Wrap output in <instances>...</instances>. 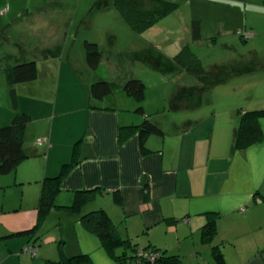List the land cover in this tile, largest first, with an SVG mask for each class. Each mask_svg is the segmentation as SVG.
Wrapping results in <instances>:
<instances>
[{
  "label": "crops",
  "instance_id": "0c3cea01",
  "mask_svg": "<svg viewBox=\"0 0 264 264\" xmlns=\"http://www.w3.org/2000/svg\"><path fill=\"white\" fill-rule=\"evenodd\" d=\"M239 1L249 12L253 11L257 21L252 24L253 30L263 34L264 0ZM63 2L0 0V53L12 42L17 44L6 55L9 62L4 67L5 81H0V127L10 124L16 113L5 70L30 60H35L39 68L36 80L14 86L20 111L31 116L24 139L29 157L14 171V176L16 182L33 189L28 197L24 193L21 204L13 209L6 210V204L9 207L12 204L3 199L2 213L10 215L1 218L4 225L0 226V264L28 261L30 254L24 247L33 244L31 236L13 234L34 226L38 206L36 201L33 206L24 202L38 200L42 180L59 175L64 164L75 159V151L77 164L61 183L58 205H71L78 190L100 189L82 213L106 209L121 235L131 238L142 249L149 245L166 249L169 254L179 255L182 264H217L212 247L218 245L227 264H264V140L242 149L235 148L234 142L241 115L264 108V56L253 52L255 64L247 67H242L247 60L242 54L232 60L238 65L235 68L216 65L212 73L217 82L186 81L153 107L147 96L141 103L123 90L135 74L107 75L102 67L104 56L98 69L92 70L89 65L85 68L86 50L82 43L78 59L81 65H76L74 56L69 54L72 50L67 53L66 30L60 34L50 29V20L45 17L32 19L37 9L47 14L56 4L63 6ZM28 28L42 38L34 49L30 40L23 37ZM245 31L247 35L250 33L248 29ZM11 33L17 40L8 36ZM48 34L51 40H45ZM156 59L155 70L169 72L162 59ZM222 74L227 79L221 81ZM102 79L111 81L114 91L99 100L105 102L99 107L92 104L94 98L89 87ZM140 79L148 87L145 76ZM71 88L81 93V103L65 96ZM253 89L257 92L249 93ZM207 92L211 96L204 99ZM35 97L39 116L36 120L33 108L28 107ZM70 104L75 108H70ZM140 105L144 113L137 110ZM167 110L170 113H161ZM167 115L165 122L162 118ZM145 119L164 131L147 138L146 146L151 151L146 154L136 127ZM261 126L264 131V117ZM32 128L39 133L36 140L32 138ZM38 138L48 140L40 145L36 142ZM116 192L121 194L122 204L116 201ZM65 212L59 209L51 213L43 225L45 229L42 227L40 231L41 239L35 242L38 255H31L34 261L28 262L58 260L61 248L57 249L55 242L65 241L62 251L66 256L82 253L89 255L95 264H115L100 239L84 228L81 214L73 216V229L66 228ZM213 215L217 218V233L211 243H205L202 228ZM71 241H75L73 245Z\"/></svg>",
  "mask_w": 264,
  "mask_h": 264
},
{
  "label": "rangeland",
  "instance_id": "374dc122",
  "mask_svg": "<svg viewBox=\"0 0 264 264\" xmlns=\"http://www.w3.org/2000/svg\"><path fill=\"white\" fill-rule=\"evenodd\" d=\"M62 1H64L63 6H58L56 4L47 14H43L40 9H37L32 19L39 20L45 17L50 20V29H55L59 31L60 34L63 30H66L67 53L72 50L69 54L74 56L73 61L76 65H81L78 60L79 57H81V43L84 44L85 40H89L90 42L98 43L101 53L105 57L102 62L104 64L102 67H105L107 75L110 76L115 74V76H118L120 72H123L135 74V78L145 76L147 82H149L146 89L147 101H149V105L153 107L161 103L163 97L169 96L179 85H184L186 81L197 83L198 79L192 74L183 72V68L178 71L180 63L175 60V56L185 45L190 47L191 51L200 58L203 66L206 67L205 71L209 73H207L209 75L207 84L217 82V76L214 77L212 73V68L216 67V65H222L224 68H235L238 65L232 62V60L235 61V59L242 54L247 57V64L244 62L242 67H247L255 64L253 52H257L259 55L264 56V33L258 35L257 30H253L252 24L257 23V21L254 20L253 11L250 10L249 12L244 8L243 1L176 0L180 5L169 15L159 20L153 28H150L142 34L132 30L130 25L115 7V0ZM194 20L200 21L201 38L198 40H195L193 35ZM261 24H263V22ZM262 28H264V26H262ZM247 29L250 30L248 35L245 31ZM252 32L254 35L250 37ZM66 34L64 33V36H66ZM11 35L12 38L17 40V36H13V33L8 36L10 37ZM49 35L50 34L45 35V40L52 39ZM243 35L248 39L247 42L241 39ZM23 37L30 40L29 44L32 49L42 43L40 42L42 39L41 36L31 32L29 28L27 32L24 33ZM46 42L48 41H44L43 43ZM12 45L17 44L12 42L11 45L6 46L5 49L3 48L5 54L3 52L0 53L2 56L0 57V65L3 67H0V81H5L4 67H6L9 62L6 55L13 51L14 47ZM138 52L144 54H138ZM65 57H67L66 54ZM156 58L162 59L168 67L167 69L169 72H159L155 70ZM39 63H41V60ZM84 63V67L87 68V59H84ZM119 65L122 69H120L121 67H119ZM225 75L226 74H222L221 81L227 79ZM72 90L71 88L70 93H66L65 96L69 97L70 100L75 102L80 101L81 103V93H78V90ZM256 92L257 91L253 89L249 93L255 94ZM38 94L40 95L42 92L38 91ZM75 94H78V96H75ZM210 96V92H207L204 95V99ZM36 98L37 97H35V100H32V102H29L31 105H28L29 108H33L34 110L32 111L34 120L39 118L35 111ZM99 103L102 104L98 105ZM104 103L105 102H99V100L95 99L94 102H92L94 106L99 107H103ZM70 108H75V106H71ZM161 113L167 114L170 112L167 110ZM168 118L169 115L166 117L163 116L162 119H165V122H167ZM34 128H32V138L33 136H39V133H36ZM29 132H31V130L28 131L30 135ZM36 138L37 137L34 139L36 140ZM14 175V172L0 174L1 227L4 225L1 218L10 215L8 212V214L2 213L3 199L6 198V203L9 200L12 204L11 207L6 204V210L13 209L15 206H19L17 204H21L20 199L22 200V195L24 196L25 193V196L27 194L28 197L33 189V187L31 188L28 184L24 185L20 181L16 182ZM3 195L5 197H3ZM39 199L40 197L38 200L30 199L24 203L27 204V206H33L36 201L38 206ZM75 214H79V212H75ZM75 214H71L68 211L65 212L63 219L64 222H66L65 225L67 229H73L72 222L74 217H77ZM49 228H51V226H49ZM55 228L57 227L55 226ZM43 229L45 228L43 227ZM141 238L144 237L141 236ZM138 241L140 240L138 239ZM44 242L47 243L45 239ZM61 242H55L57 249H59ZM64 242L65 241H63V243ZM74 242L75 241H71L70 244L73 245ZM55 245L53 244L54 247ZM57 253H59L58 250ZM29 259H31L33 263L34 260L31 255L28 256V261ZM28 261L25 262V264H31ZM42 264H47L45 259Z\"/></svg>",
  "mask_w": 264,
  "mask_h": 264
},
{
  "label": "trees",
  "instance_id": "16d2710c",
  "mask_svg": "<svg viewBox=\"0 0 264 264\" xmlns=\"http://www.w3.org/2000/svg\"><path fill=\"white\" fill-rule=\"evenodd\" d=\"M114 5L132 30L142 34L153 28L159 20L173 12L180 3L176 0H115ZM193 30L194 39H200L201 27L199 20L193 21ZM243 37L245 36L243 35ZM84 45L89 67L92 70L98 69L103 56L98 43L85 40ZM175 60L202 84H207L209 75L206 73L200 58L191 51L188 45L181 48L180 52L175 56ZM5 71L7 81L11 86V99L16 113L10 124L0 127V174H9L16 171L19 165L29 157L24 147V139L31 116L20 111L18 95L14 86L20 83L32 82L39 76V68L35 60L19 62ZM146 87V83L142 79L133 78L126 82L123 90L129 96L142 103L146 98ZM113 91L114 84L106 79L96 81L89 87L90 96L96 100L105 99ZM137 110L144 113L142 105ZM262 117H264V108L246 111L241 115L240 125L236 131L234 141L235 148H247L264 140V131L261 126ZM136 127L140 130L141 146L145 154L151 151L146 146L147 138L152 134H164L163 129L149 119H145L141 125ZM74 157L75 159L72 162L64 164L59 175L46 177L42 180L37 208L38 215L34 226L28 230L13 234V236H31L33 244L26 245L24 251L28 246L34 245L37 248V252L32 254L25 251L26 253L33 257L38 255V246L35 242L41 239L40 231L44 223L52 212L64 209L71 214H75V212L81 214L80 221L84 228L100 239L103 248L109 257L114 260L115 264H182V259L177 254H169L166 249H161L154 245H149L142 249L131 238L122 236L117 224L106 209L99 208L82 213L83 208L95 198L96 193L98 191L101 192L100 189L78 190L75 192L74 201L71 205H58L56 199L61 190V183L67 173L77 164L76 151ZM115 199L119 204H122V196L119 192H116ZM168 220L174 223L177 221L174 218H169ZM216 221L217 218L213 215L203 226V242L211 243L213 241L217 233ZM62 244L63 242L60 243V258L58 260L47 259V264H95L87 254L81 253L70 257L66 256L62 251ZM140 250L148 253L150 257L155 254V259L148 258L144 254L140 255ZM212 252L217 264H227L225 256L218 245H213Z\"/></svg>",
  "mask_w": 264,
  "mask_h": 264
},
{
  "label": "built area",
  "instance_id": "2783aa9c",
  "mask_svg": "<svg viewBox=\"0 0 264 264\" xmlns=\"http://www.w3.org/2000/svg\"><path fill=\"white\" fill-rule=\"evenodd\" d=\"M47 140H48V138H38L37 143L42 144V143L46 142ZM25 251H28L32 254H35L37 252V248L34 245H30L27 248H25ZM139 253H140V255L144 254L145 256H148V258H151V259H155V257H156L155 254L150 257V255H148V253H144L143 250H140Z\"/></svg>",
  "mask_w": 264,
  "mask_h": 264
}]
</instances>
